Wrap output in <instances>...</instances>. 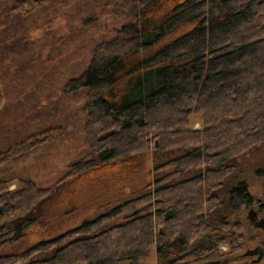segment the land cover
<instances>
[{"label": "trees", "instance_id": "obj_1", "mask_svg": "<svg viewBox=\"0 0 264 264\" xmlns=\"http://www.w3.org/2000/svg\"><path fill=\"white\" fill-rule=\"evenodd\" d=\"M66 1L49 12L44 7L54 0H0V61L30 37L31 27L48 31L52 13ZM102 3L127 19L97 42L89 62L64 87L84 97L89 149L49 186L28 170L0 175V250L23 238L37 222L39 208L73 181L86 180L89 191L99 188L94 199L109 200L112 194V204L52 238L0 253V264H131L152 247L158 264H245L239 252L261 236L246 241L242 233L236 235L235 227L244 224L231 222L226 211L255 202L235 171L246 151L264 143V0ZM75 26V33L87 28L85 22ZM24 54L34 61L31 49L25 47ZM10 76L7 62L0 72V112L11 97L12 112L23 105L18 103L22 86ZM36 77L28 78L29 85ZM42 112L23 109L15 117L11 135L39 128L0 144L1 171L25 162L62 132L63 125H41ZM193 117L201 126H193ZM146 154L152 157V177L137 180ZM263 167L256 172L264 174ZM128 180L135 184L127 193ZM84 201L74 207L86 210L94 200ZM204 234L215 244H192Z\"/></svg>", "mask_w": 264, "mask_h": 264}, {"label": "rangeland", "instance_id": "obj_2", "mask_svg": "<svg viewBox=\"0 0 264 264\" xmlns=\"http://www.w3.org/2000/svg\"><path fill=\"white\" fill-rule=\"evenodd\" d=\"M59 1L63 0H54L53 3L46 8L44 7V9L51 12L52 8L58 7ZM102 1L105 0L66 1L67 5L60 7L59 11L57 10L52 13L51 16L54 17V20L51 21L48 31L33 29L31 27L30 37L25 41H21L19 46H15L14 48L16 49L9 50L7 52V60L2 57L0 72H2L3 67L8 62V69L15 67V72L10 77L14 76L17 80L18 78L21 79L18 80L19 84L21 86L24 84L27 88L25 90L27 93L26 98H24L25 91H22V100L18 101V103L22 102L23 105L17 104V110L10 112L13 120H15V117H20L21 114L19 112L22 113L23 109L33 108L34 110L37 108L43 110L42 115L44 117L41 119V125H63L64 129L60 130L62 132L59 136L41 145L36 153L27 156L25 162L18 163V165L11 168L5 167L3 171L0 170V175L3 172L5 173L14 169L25 173L28 170L30 171L28 173L33 174V177L36 176V180L40 185L49 186L51 181L56 180L64 174L68 168V163L72 159L82 157L87 153L89 148L86 143V137H84V115L81 110L84 97L82 93L68 92L64 90V87L69 77L77 76L80 70L89 62L92 49L97 42L110 38L113 35V29L119 27L127 19L121 12L114 13L110 11V8H107ZM46 11H44V15L47 13ZM57 13H61L62 17L57 18ZM84 22L87 28H83L82 31L75 33L74 29L77 27L75 25H82ZM87 22L91 23V26ZM93 23L94 25L92 26ZM45 32L49 34H45ZM25 47L34 52L33 56L35 58L33 62H28L30 58L25 56V54L23 55ZM17 55L22 56L23 59L20 60ZM46 59H49V62H46ZM33 75L37 77L33 80L34 83L29 85V81L27 80ZM21 81L24 82L21 83ZM10 101H13L12 97ZM3 113L5 111H1L0 115H3ZM35 119L31 120L30 123L33 124ZM192 120L194 127L201 126L202 122L199 117H193ZM38 128V125L24 127L21 131L14 130L12 135L8 130L5 133H1V131L0 144L9 141L7 137L10 135L12 137L14 135V140L21 139L26 134L35 132ZM144 158V171L136 179L148 181L152 177L149 171L152 157L150 154H146ZM263 164L264 143L253 150L246 151L239 159V167L235 171L236 178H238L237 180H246L255 202L246 209H239L235 212L226 211L231 214V216H228L231 222L239 221L240 224H244V228L236 229L235 227L234 232L236 235L242 233L246 236V241L250 237L262 236L261 244H259V241L250 243V247L252 248L257 245L264 247V227H259L250 217L251 209L258 212L259 219L264 217V174L256 172L259 167H263ZM228 179L231 180L233 178L230 177ZM131 180L126 181L125 191L127 193L131 190V184H135ZM85 181L83 183L73 181L65 187L62 193H56L54 198L46 201L39 208L40 214L37 222L28 227L26 235L15 243L7 245L5 249L0 250V253L16 252L18 249L27 248L29 245L41 241V239L52 238V236L62 233L63 230L74 228L86 219L109 209L112 203L108 202L113 195L110 193L111 197L109 200L106 196L94 199L96 197L94 194L100 189L97 188L94 191L92 189L91 191L93 192L89 191V182L85 185ZM142 184L143 181L137 185ZM15 185L16 183H13L10 187L15 188ZM83 186L85 188L82 189ZM109 188L110 185H107L105 191ZM91 199L94 200L92 201L93 203H90ZM84 200H88L92 204V207H87L83 211L74 207L76 202L83 203ZM248 243L243 246H248ZM192 244L196 246H212L215 244V241L210 234H204L201 236V239ZM227 248L228 246H222V249L227 250ZM147 251L145 256L135 263L131 262V264H158L155 248L152 247ZM258 264H264V256L262 262Z\"/></svg>", "mask_w": 264, "mask_h": 264}, {"label": "crops", "instance_id": "obj_3", "mask_svg": "<svg viewBox=\"0 0 264 264\" xmlns=\"http://www.w3.org/2000/svg\"><path fill=\"white\" fill-rule=\"evenodd\" d=\"M23 66V65H22ZM9 70V72L11 73V75H13V72H15V67H11L10 69H8ZM18 80H21V79H19L18 78ZM22 82H24V81H21V83ZM24 85V84H23ZM22 85V90L20 91V92H22V91H25V86H23ZM22 100V99H21ZM6 105H7V108L5 109V113H3V115H0V127L1 128H5V129H14V128H12L13 127V122L15 121V120H13V117H11L10 116V112H12V105H11V101H8L7 103H6ZM6 126V127H5ZM0 128V129H1ZM8 132H10L9 130H8Z\"/></svg>", "mask_w": 264, "mask_h": 264}, {"label": "flooded vegetation", "instance_id": "obj_4", "mask_svg": "<svg viewBox=\"0 0 264 264\" xmlns=\"http://www.w3.org/2000/svg\"><path fill=\"white\" fill-rule=\"evenodd\" d=\"M250 217H251V219H253L254 220V223H256L257 224V222H261V221H263V223H264V220L262 219V218H264V217H261L260 219L258 218V212H255V215H253V216H251L250 215ZM262 219V220H261ZM262 227H264V225H261ZM257 241H259L258 243L259 244H261L262 243V236H261V238L259 239V240H257ZM261 246V245H260ZM246 248V249H245ZM251 248L252 247H247V246H245V247H243V249L244 250H242V251H240L239 252V254L241 253V259H240V262L241 263H245V264H247V263H260V262H262V260L261 261H259V262H256V258H257V255L256 254H247L249 251H251ZM256 255V256H255ZM236 256V255H235ZM239 256V255H238ZM264 256V255H263ZM242 258H243V261H242ZM247 260V261H246ZM210 264H214V263H212V261L210 262Z\"/></svg>", "mask_w": 264, "mask_h": 264}, {"label": "water", "instance_id": "obj_5", "mask_svg": "<svg viewBox=\"0 0 264 264\" xmlns=\"http://www.w3.org/2000/svg\"><path fill=\"white\" fill-rule=\"evenodd\" d=\"M251 213H250V215L251 216H253V215H255V211L253 210V209H251V211H250ZM263 220H264V218H262ZM261 219V220H262ZM257 225L259 226V227H261V225H264V223H263V221H261V222H257ZM247 254H256L257 255V260H256V262H259V261H261L262 259H263V255H264V247H261V246H259V245H257V246H255V247H253V248H251V251H249Z\"/></svg>", "mask_w": 264, "mask_h": 264}]
</instances>
